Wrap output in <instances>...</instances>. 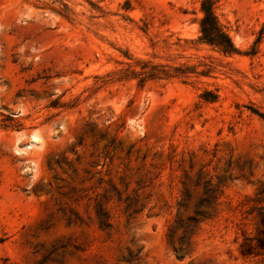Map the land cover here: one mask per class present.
I'll use <instances>...</instances> for the list:
<instances>
[{"label":"rangeland","instance_id":"1","mask_svg":"<svg viewBox=\"0 0 264 264\" xmlns=\"http://www.w3.org/2000/svg\"><path fill=\"white\" fill-rule=\"evenodd\" d=\"M201 2L0 0V264H264V0Z\"/></svg>","mask_w":264,"mask_h":264},{"label":"trees","instance_id":"2","mask_svg":"<svg viewBox=\"0 0 264 264\" xmlns=\"http://www.w3.org/2000/svg\"><path fill=\"white\" fill-rule=\"evenodd\" d=\"M216 1L217 0H202L201 2V11L203 14L199 20L200 40L217 47L223 53H233L236 51V48L230 36L220 24L213 9V5ZM209 191H211V188H205L204 194H207ZM263 192L264 190H259L250 198L252 201L250 207L256 210V215L258 217H264Z\"/></svg>","mask_w":264,"mask_h":264}]
</instances>
